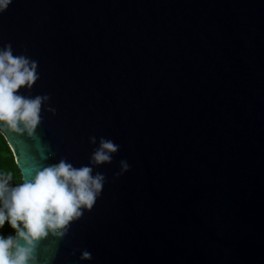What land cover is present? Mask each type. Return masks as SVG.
Here are the masks:
<instances>
[{
	"label": "water",
	"instance_id": "water-1",
	"mask_svg": "<svg viewBox=\"0 0 264 264\" xmlns=\"http://www.w3.org/2000/svg\"><path fill=\"white\" fill-rule=\"evenodd\" d=\"M7 44L48 96L37 139L1 134L22 178L37 144L75 167L119 145L38 264H264V0H12Z\"/></svg>",
	"mask_w": 264,
	"mask_h": 264
},
{
	"label": "clouds",
	"instance_id": "clouds-1",
	"mask_svg": "<svg viewBox=\"0 0 264 264\" xmlns=\"http://www.w3.org/2000/svg\"><path fill=\"white\" fill-rule=\"evenodd\" d=\"M11 2L0 0V12ZM38 78L36 61L14 55L10 44L0 47V134L37 139L41 108L48 96L25 95L22 90L31 89ZM37 148L40 163L26 178L18 170L0 168V229L7 224L13 230L7 235L0 232V264H38L37 242L50 233L63 237L73 221L92 209L105 182L92 165L111 162L119 145L101 137L89 164L80 167L64 158L44 164L51 153L41 144ZM121 165L124 171L129 167L124 161ZM91 258L89 251L81 252V260Z\"/></svg>",
	"mask_w": 264,
	"mask_h": 264
},
{
	"label": "trees",
	"instance_id": "trees-1",
	"mask_svg": "<svg viewBox=\"0 0 264 264\" xmlns=\"http://www.w3.org/2000/svg\"><path fill=\"white\" fill-rule=\"evenodd\" d=\"M0 168H9L14 172L18 170L15 164L12 152L10 148L8 147L4 137L1 134H0ZM12 182L13 183L17 182L15 176ZM12 231L13 230L10 229L7 224H5L3 229H0V232H2L5 235L11 234Z\"/></svg>",
	"mask_w": 264,
	"mask_h": 264
}]
</instances>
